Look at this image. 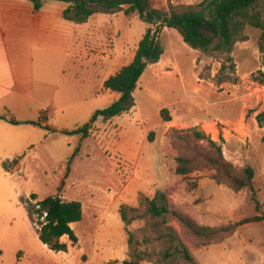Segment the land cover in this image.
Wrapping results in <instances>:
<instances>
[{"label":"rangeland","instance_id":"rangeland-1","mask_svg":"<svg viewBox=\"0 0 264 264\" xmlns=\"http://www.w3.org/2000/svg\"><path fill=\"white\" fill-rule=\"evenodd\" d=\"M200 2L151 0L153 8L165 11L169 6ZM42 4L67 8L55 1ZM84 23L78 38L81 45L102 55L112 51L118 60L125 57L121 63L132 60L146 29L154 28L123 11L98 12ZM261 33L246 26L231 52L223 54L192 50L175 30L158 27L163 48L160 70L148 66L132 93L133 107L111 120L97 118L84 139L60 132L89 123L94 112L111 100L99 79L89 78L84 68L69 66L71 71L57 80L53 106L64 114L56 113L48 128L22 127L27 132L17 136V149H23L18 154L19 166L0 158V264H104L107 255L128 240L126 231L106 227L107 214H116L121 206L135 209L134 215L139 216L126 227L133 242L127 244L125 260L133 264L161 263L168 227L178 233L198 264H264V220L244 224L221 242L202 247L182 237L173 220L161 223L152 218L146 202L162 193L170 208L211 227L264 215V128L252 122L264 110ZM66 52L72 57L69 40ZM163 116L171 121L165 122ZM216 122L225 125L224 133L215 129ZM190 130L204 135L205 140L194 142L202 149H208L207 140L219 146L237 173L251 167L253 193H234L216 184L209 169L175 174L179 141L174 134L186 135ZM4 146L0 140V156ZM50 196L81 205L82 219L72 229L76 246L66 252L51 251L40 242L34 223L38 226L37 221L43 220L37 214L30 218L28 212L29 208L34 213V204ZM60 241L70 244L66 236Z\"/></svg>","mask_w":264,"mask_h":264},{"label":"trees","instance_id":"trees-1","mask_svg":"<svg viewBox=\"0 0 264 264\" xmlns=\"http://www.w3.org/2000/svg\"><path fill=\"white\" fill-rule=\"evenodd\" d=\"M35 11L42 7L43 1H55L67 4L63 17L74 23H84L98 12L115 13L123 11L126 16L136 14L138 18L149 26L138 42L132 61L123 66L115 75L106 79L103 88L119 95L118 100L102 110H97L89 123L74 130H63L65 135H80L86 138L90 133V125L97 118L111 120L128 112L133 107L132 93L144 71L150 64L158 62L163 54V48L158 40V27L175 30L184 44L190 49L201 52H231L232 46L246 26L259 29V49L264 54V0H202L194 6H169L168 10H158L152 7L151 0H29ZM71 15V16H69ZM264 84V80H262ZM165 110H161L163 114ZM164 117V116H163ZM165 122L171 118L165 116ZM259 127L264 128V110L255 116ZM12 124H20L10 121ZM37 124V123H35ZM179 141L177 146L179 155L175 158V174L188 175L195 171L209 169L213 172L211 178L218 184L234 193L248 190L253 193L254 170L246 166L239 173L232 164L227 162L222 155L221 148L214 142L207 140L208 149L204 150L194 142L205 140L203 134L190 130L189 134L175 133ZM151 140V138H148ZM191 139V140H187ZM77 153V151H76ZM72 156L74 157L75 154ZM35 200L34 195H31ZM147 213L152 218H166L173 220L181 229V235L196 246H209L217 244L232 235L237 228L244 224L264 220L262 217L244 218L234 223L211 227L199 225L188 215L169 207L167 198L159 193L151 200H147ZM37 210L30 214H37L42 218L38 226L34 223L38 239L51 251L66 252L69 247L76 245L71 225L81 221V205L77 201H63L59 197H46L34 204ZM125 231L128 233L127 243L132 245V235L127 230V225L137 219L136 210L121 206L118 210ZM132 215V216H131ZM34 220V219H33ZM162 226V225H161ZM168 227V226H167ZM66 236L70 242L62 243L60 239ZM164 237L168 246L162 253L160 264H198L197 260L183 243L178 233L171 227L167 228ZM122 264H133L124 260Z\"/></svg>","mask_w":264,"mask_h":264},{"label":"crops","instance_id":"crops-1","mask_svg":"<svg viewBox=\"0 0 264 264\" xmlns=\"http://www.w3.org/2000/svg\"><path fill=\"white\" fill-rule=\"evenodd\" d=\"M65 9L64 6L42 5L35 11L28 0H0V140L5 145L0 158L8 164L19 166L18 154L23 149H17V136L20 132H27L22 127L33 130L37 127L48 128V121L53 120L56 113L64 114L61 108L53 106L59 91L57 80H63L65 73L71 71L69 66L80 70L84 68L89 71V78L99 79L111 103L119 98L118 94L105 90L103 83L132 60L121 63L125 57L118 60L112 51L102 55L86 50L78 40L86 23L65 19ZM68 40L73 45L72 57L66 52ZM161 64L162 57L148 66L158 71ZM53 77V82H50ZM60 95L63 97L64 94L61 92ZM41 114L43 118L40 120ZM11 120L20 124H12ZM252 122L256 123L255 116ZM19 128L22 130H16ZM138 158L139 154L135 159ZM124 185H127L126 182ZM107 215L108 229L117 228L125 232L118 211ZM73 227L74 224L71 225ZM127 244L126 240V244L107 255L103 263L111 264L110 261L114 260L118 261L116 264H122Z\"/></svg>","mask_w":264,"mask_h":264},{"label":"built area","instance_id":"built-area-1","mask_svg":"<svg viewBox=\"0 0 264 264\" xmlns=\"http://www.w3.org/2000/svg\"><path fill=\"white\" fill-rule=\"evenodd\" d=\"M43 118V115L41 116L40 115V120ZM205 124L206 123H202L201 124V128L203 129V131H205L204 129V127H205ZM214 127H215V129H217V130H219V132H221V133H224L225 132V129H226V127H225V125L224 124H221L220 122H216V123H214Z\"/></svg>","mask_w":264,"mask_h":264}]
</instances>
